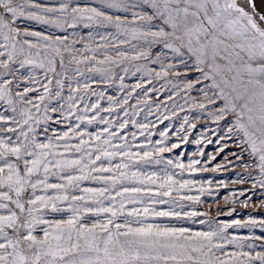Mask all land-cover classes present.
<instances>
[{
  "label": "snow or ice",
  "instance_id": "obj_1",
  "mask_svg": "<svg viewBox=\"0 0 264 264\" xmlns=\"http://www.w3.org/2000/svg\"><path fill=\"white\" fill-rule=\"evenodd\" d=\"M145 7L152 10L151 14L139 15L138 12L133 11V16H138L140 20L159 23L150 24L149 30L144 35L154 38L150 43L156 42L157 39L162 40L165 47L175 53V60L178 62L169 65L164 75L180 76L179 65H183L186 89H194L201 95V103L198 107L202 110L207 108L209 116L214 121L228 120V124L225 125L227 135L221 139H232L235 135L237 140L241 141L237 147L243 148L244 143H248L251 146L250 155L259 153L258 165H255L259 168L256 184L264 187V0H136V3H126L125 0H101L99 7L88 6V4L70 7L69 3H62L59 8L42 6L37 0H0V37L5 41H15L12 44V51L7 55L8 60H12L17 51L16 43L20 42L17 38H21L23 45H27L28 48L37 47L30 42V39H35L47 42L46 46L60 56V67L64 68L65 62L61 48L71 54L73 44L77 41L69 44L66 43L67 36L63 38L57 36L55 40H52L50 36L39 32L27 30L21 32L20 26L23 20L51 23L60 27L61 21L67 22L70 17L69 27H75L81 21H94L100 25L120 28L122 25L119 18L114 20L103 9L127 10ZM56 12H59L60 16L52 20L46 18ZM84 27L89 25L85 23ZM152 27H156L157 30L151 31ZM0 47L7 48V45H0ZM23 50L21 46L19 51ZM140 55L147 56V53L142 52ZM3 56L5 52L0 51V57ZM119 56L120 59L105 56L104 60L96 61V63L119 65L121 60L127 59L122 52ZM136 58L138 57H134ZM72 60H75L74 55L70 56L69 63ZM85 60H95V57H85ZM25 63L35 64L36 67L43 69L44 78L48 83L41 85L44 88L43 93H39L36 89H26L19 95L24 97L28 91H37L38 98L41 101L45 100L50 93L48 85L53 82L49 74L61 75L56 71L55 61L49 59L47 68L43 61L36 64L34 61L26 60L21 62L22 66ZM0 67H7V64H0ZM87 70L92 72L101 69L89 66ZM77 71L79 72V69ZM103 71L108 72L107 79L110 80L111 70L103 69ZM136 71L140 69L137 67ZM189 72H195L198 75L189 78ZM120 79L122 80L123 77ZM36 83L40 81L37 80ZM55 83L57 88L62 89L59 79H56ZM88 87L86 83L85 91ZM140 87L138 83L132 91ZM79 91V86L76 89H70L67 108L64 103H60L58 108L54 107L51 110L59 112L63 120H68L69 116L65 115V111L71 112L74 101L84 98L72 94ZM8 95L10 93L7 88H0V99ZM52 95L58 100L62 99L60 91ZM92 95L96 93L93 92ZM100 95L103 96V93ZM108 99L112 101V97ZM11 102V100L8 101V103ZM27 103L32 104V100L28 99ZM127 103L128 100L124 99L123 104ZM33 106L38 109L40 107L38 104ZM90 107L99 109L100 105L97 103ZM180 107L182 109V106ZM45 111H48L47 106ZM102 111L112 112L114 109L109 107ZM25 115L28 119L32 118L30 113ZM125 115L128 113L125 112ZM229 117L234 118L235 123H232ZM28 119L24 121L25 124L28 123ZM78 119L82 121L83 117ZM96 119L97 117L93 116L88 120V124ZM164 119L169 117L163 116L160 122L162 123ZM100 121L105 124L111 123L103 117H100ZM60 122L56 121V123ZM127 123V121L122 122L120 128L124 129ZM184 125L195 127L194 124H190L187 117H184L179 132H185ZM141 127L146 129L149 124H143ZM79 128L80 124H76L75 127H69L66 131L55 133V139L63 141L62 144H56L53 138L48 136H45L47 143H37L35 137L30 143L13 142L11 145L0 140V161H2L0 164V209L8 213L0 215V241H2L0 242V264H230L228 259H221L213 251L214 248L220 250L223 247L221 244L213 243V238L223 239L220 232L229 225L225 224L219 231L193 233L188 228L149 222L150 217H180L182 213L175 211L177 207H184L180 201L200 203V197L205 192L203 183L196 188L198 181L183 178L184 173L191 175L198 171H209L207 164L216 159L215 155L209 156L206 162L192 158H189L187 163L171 158L165 161L163 156L157 154L180 147L178 143L170 147L166 144L167 132L160 133L161 140L157 143L163 145L161 147L149 149L144 145H135L139 150L133 152L128 144L112 143L113 138L119 136L116 132H112L108 139L92 147L93 141L101 140L102 133L96 132L93 135L90 132L77 131ZM7 130L15 131L12 128ZM43 131L47 133L49 128L46 127ZM240 133L243 134L242 137ZM188 134L190 133L180 137L185 143ZM21 135L25 137V140L28 139L27 132H21ZM132 136L135 139V133ZM73 139L77 142L69 143ZM119 139L127 141L125 136H119ZM257 140H259V146ZM196 143L200 144L201 140H197ZM208 143L211 141L209 140ZM105 146H110L117 151H108ZM58 147H62L65 152H56L55 149ZM224 147L221 146L218 151H223ZM65 153L79 154V156L70 159L65 156ZM93 153H95L94 158ZM192 155L202 157L203 152H195ZM232 155H235L237 160L242 159L240 154ZM117 156L121 157V162L114 168L103 166L105 160L111 163ZM9 157H13L16 162H10ZM161 163L165 166L159 173L126 171L133 166L148 167ZM50 165L58 170L52 175L58 179L66 178V183H48ZM197 165L200 167L197 168ZM243 166L253 167L249 164ZM69 169L81 174L74 175L66 172ZM177 169L179 171H176ZM211 170L219 169L214 167ZM62 173L65 175L62 176ZM92 173L101 175L93 176ZM34 176L35 180L32 179ZM88 179L101 181L105 186L84 188L82 191L85 195L66 194L68 188L79 187L80 181ZM232 182L243 183L244 181ZM224 183L220 181V184ZM207 184L211 185L212 181L208 180ZM256 184L253 187H256ZM41 185H43L42 190L54 189L59 194L48 197L37 196L35 193ZM29 188L32 190L31 194L25 198L24 194ZM193 190L199 194L191 195ZM243 194V191L239 193V195ZM165 197L170 199H164ZM63 201H70L67 208H61L57 203ZM77 201L82 203L77 204ZM88 201H93L97 206L93 207ZM104 201H108V206H104ZM9 203L19 212L10 208ZM38 203L40 207H32ZM26 204L29 207L26 208ZM128 204L141 205V207L127 210ZM161 204H168L169 209L158 210L156 205ZM42 208H50L53 213L68 212L69 215L67 219H44L34 215V212H40ZM25 212L28 214L27 218L22 219ZM82 212L92 213L97 219L81 222ZM183 215L197 216L205 215V213L193 210ZM121 217L123 220L117 222ZM232 223L240 225L239 220ZM248 223L255 224L257 220L250 218ZM259 223L264 225V219L259 220ZM38 225H46L39 229L43 233L42 237L34 235ZM133 225L136 226L133 227ZM105 233L106 236L103 235ZM74 236L75 242H73ZM119 237L125 238L123 242L118 239ZM114 238H116L115 243ZM80 240H83V244ZM82 252L95 253V255L85 258ZM225 255L235 256L234 253H225ZM213 257L215 260L212 259ZM259 260L261 264H264V256H260Z\"/></svg>",
  "mask_w": 264,
  "mask_h": 264
},
{
  "label": "rangeland",
  "instance_id": "obj_2",
  "mask_svg": "<svg viewBox=\"0 0 264 264\" xmlns=\"http://www.w3.org/2000/svg\"><path fill=\"white\" fill-rule=\"evenodd\" d=\"M42 6L59 8L62 3H69L70 7L77 4L81 6L88 4V6L99 7L101 0H37ZM126 3H136V0H125ZM107 15H111L113 19L119 18L122 27L106 26L97 24L94 21H81L75 27H69L71 18L67 22L61 21V26L56 27L50 24H43L34 20H23L21 22L20 31H35L42 35H48L52 40L57 36L63 38L68 37L66 43L73 44V53H69L61 48L65 67H60V56L56 55L52 48L46 46L45 41H37L30 39V42L36 44L37 47L28 48L23 45L21 38H17L19 43H16V49L13 59L8 60L7 55L12 51V44L15 41H5L0 37V45H7V48L0 47V51L5 52V56L0 57V64H7V67H0V88H7L10 95L0 99V140L6 144L11 145L13 142L20 144L21 142L30 143L35 137L37 143H47L45 136L52 137L56 144H62L63 141L55 139V133L68 130L69 127H75L80 124L77 131H86L95 135L96 132L102 133L100 141H93L92 147L100 144L104 139H108L112 132H116L119 136L127 137V141L119 139V136L113 138V144H128L130 150L135 152L139 149L135 145H144L146 148L161 147L163 145L157 142L161 140L160 133L167 132L166 144L170 147L172 144H180V147L173 148L171 151L157 154L163 156L164 160L171 158L187 163L189 158L200 159L204 162L208 157L215 155L216 159L207 164L209 171H198L191 175L184 173L183 178H191L198 181L196 188L203 183L205 192L200 197V203L192 204L189 201H180L184 205L183 208L177 207L175 211L182 213L180 217H150L149 222L160 224H167L170 227H184L188 228L190 232H208L219 231L224 228V225H229L220 232L223 239L214 237L213 243L221 244L223 247L220 250L213 249L216 255L221 259H228L230 264H261L260 256H264V225L259 223V220L264 219V187L256 184V179L259 178L258 158L259 153L250 155L251 146L244 143L243 148L237 147L240 140H237L235 135L232 139H221L226 137L227 129L225 125L228 120L214 121L209 116L206 109H200L198 105L201 103V95L194 89H186V84L183 79V65H179L181 75L173 74L164 75L168 70L169 65L178 63L175 60V53L166 48L163 41L157 39L156 42L150 43L154 40L151 36H145L144 33L149 30V25H156L158 21L140 20L138 16H133V11L138 12L139 15L151 14V9L145 7L124 9H103ZM60 16L59 12L53 13L52 16L46 17L49 20ZM87 23L89 27H84ZM156 27H152L151 31H156ZM169 30L170 29H166ZM23 46V51L19 49ZM103 46V47H102ZM39 52V55H37ZM124 53L127 59L121 60L119 65L105 63L97 64L96 61L104 60L105 56L113 59H120L119 53ZM142 52L147 53V56L140 55ZM74 55L75 60L69 63L70 56ZM85 57H95V60H85ZM134 57H138L134 59ZM54 60L56 64V71L61 73L59 76L49 74L52 78V84L48 85L50 93L45 100L41 101L38 98L37 91H28L27 95L22 97L19 93H24L26 89H36L39 93L44 92L42 84H47L48 81L44 78V70L35 66V64L25 63L22 61L30 60L39 64L41 61L48 66V60ZM76 61H81L77 63ZM89 66H94L100 71L89 72ZM140 71H136V68ZM79 69V72L77 71ZM103 69L111 70V79H107L108 72ZM127 69V71H125ZM82 73V74H81ZM160 73V76L156 74ZM198 75L195 72H189V78ZM33 77L35 79H33ZM120 77H123L121 80ZM56 79L60 80L62 89L57 88ZM40 83H36V81ZM151 81V82H149ZM88 84V89L85 91L84 85ZM140 84V88L132 91L136 84ZM79 86V92H72L74 96H83L84 98L76 99L74 107L71 112L65 111V115L69 116L68 120H63L59 112H53L52 108H58L60 103L65 104L67 108V97L70 89H76ZM56 91L61 92L62 99L55 98L52 94ZM95 92L96 95H92ZM103 93V96L100 94ZM112 97V101H109ZM31 99L32 104L27 103ZM124 99L128 100L127 104H123ZM11 100V103L8 101ZM99 104V109H92L90 105ZM40 105L39 109L33 105ZM47 106L48 111H45ZM182 106V109L181 107ZM113 108L112 112L102 111L104 108ZM87 108V111H85ZM125 112L128 115H125ZM25 113L31 114V119ZM75 113V115H72ZM167 115L169 119L160 120ZM93 116L97 119L91 124H88ZM83 117L81 121L78 119ZM100 117L111 123L105 124L100 121ZM187 117L190 125H184L185 132H179L183 124V118ZM28 119V123L24 121ZM232 123L235 119L229 117ZM56 121H61L56 123ZM127 121V126L124 129L120 128V124ZM151 122V123H149ZM149 124L148 128H142L141 125ZM231 126V125H229ZM49 128L47 133H44V128ZM12 128L15 131H8ZM108 129V131H105ZM235 131V130H234ZM21 132H27L28 139L21 135ZM135 133V139L132 134ZM179 133V134H178ZM187 135V142H183L180 137ZM242 137V133L239 134ZM87 139V137H85ZM201 140L200 144L196 141ZM211 143H208V141ZM75 139L69 143L75 144ZM259 146V140H257ZM221 146H225L223 151H218ZM108 151H117V149L105 146ZM58 153H64L62 147L55 149ZM195 152H203V156H193ZM233 153L240 154L241 160H237ZM95 153H93L94 158ZM65 156L70 159L78 158L79 154L65 153ZM59 158V157H57ZM52 159V157H49ZM10 162L15 163L13 157H9ZM121 162V157H115L111 163L104 161L105 167L114 168L117 163ZM128 162V161H125ZM99 163V162H98ZM131 163V162H128ZM2 164V161H0ZM249 164L253 167L245 168L243 165ZM164 163L152 164L148 167L143 165L133 166L126 171H140V172H161L164 168ZM22 167V165H21ZM200 166L197 165V168ZM214 167L217 171H212ZM58 170L50 165V173L48 183H66L65 179H58L52 173ZM176 171H179L178 169ZM74 175H80L76 170H66ZM62 176L65 174L62 173ZM93 176L101 175L100 173H92ZM108 175V174H103ZM40 176L42 178L43 172ZM33 180L36 177H32ZM211 180L212 184L208 185L207 181ZM234 180H243V183H233ZM224 181V184H220ZM256 184V187L253 185ZM105 186L101 181H93L91 179L80 181L79 187H70L67 189L69 196L71 195H85L82 191L84 188H99ZM119 188V185H117ZM43 185L39 186L37 196H55L58 195L56 190L48 189L42 190ZM31 189L24 194L25 198L31 194ZM243 191V195L239 193ZM237 193V195H233ZM115 194L114 192L112 193ZM191 195L199 194L193 190ZM107 195V193H106ZM175 195V193H174ZM15 198V197H14ZM227 198V199H226ZM119 199V197H117ZM164 199H170L165 197ZM3 203H8L3 201ZM61 208H67L70 201L57 202ZM77 204L82 202L77 201ZM90 205L96 207L93 201H88ZM104 206H108V201H104ZM9 207L14 211L15 206L9 203ZM29 207V205H25ZM32 207H40L39 203ZM133 207H141V205H127V210ZM158 210H168V204L156 205ZM205 213V215L187 216L183 215L191 211ZM231 213V214H229ZM6 210L0 209V215H7ZM27 212L22 215L27 218ZM34 215L41 216L44 219H67L69 213H53L50 208H42L40 212H34ZM106 215V214H105ZM102 218V217H101ZM254 218L257 223L250 224L248 220ZM97 217L92 213H81V222L96 220ZM131 219V217H130ZM123 217L117 222H121ZM235 220L240 221L237 226L232 223ZM203 221V223H201ZM46 225H38L37 231L34 235L42 237L43 233L39 231L41 227ZM91 226L90 224L88 225ZM136 225H133L135 227ZM11 234V233H10ZM106 236L107 234H103ZM259 237V239H257ZM114 238V243H115ZM121 242L124 237L118 238ZM76 237H73V242ZM2 242V241H0ZM83 244V240H80ZM101 247L103 244L101 243ZM111 247V245L109 246ZM225 253H234V257H228ZM82 255L87 258L94 256L95 253L82 252ZM215 260V257L212 258Z\"/></svg>",
  "mask_w": 264,
  "mask_h": 264
}]
</instances>
